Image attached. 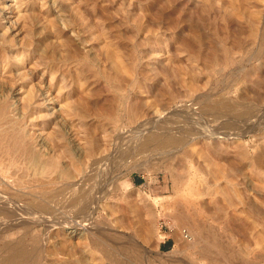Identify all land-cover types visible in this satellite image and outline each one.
Returning a JSON list of instances; mask_svg holds the SVG:
<instances>
[{
	"label": "rangeland",
	"instance_id": "obj_1",
	"mask_svg": "<svg viewBox=\"0 0 264 264\" xmlns=\"http://www.w3.org/2000/svg\"><path fill=\"white\" fill-rule=\"evenodd\" d=\"M1 106L12 123L0 120L10 134L0 142L27 135L42 162L2 143L0 199L13 202L8 217L37 216L27 246L48 262L75 264L98 239L123 264H264V0H0ZM158 119L177 121L189 143L128 154ZM91 173L88 212L39 191ZM40 200L53 210L40 214ZM47 218L91 230L47 235ZM90 251L87 264H112Z\"/></svg>",
	"mask_w": 264,
	"mask_h": 264
},
{
	"label": "bare ground",
	"instance_id": "obj_2",
	"mask_svg": "<svg viewBox=\"0 0 264 264\" xmlns=\"http://www.w3.org/2000/svg\"><path fill=\"white\" fill-rule=\"evenodd\" d=\"M4 66V65H3ZM12 67V66H11ZM20 72V71H18ZM21 93V92H20ZM20 95V94H19ZM57 97V96H56ZM51 99V98H50ZM54 99V98H52ZM59 99V98H58ZM58 99H54V100H58ZM20 101V104H21V107H23L22 109H24V115L26 118H28V120L32 121L33 117H34V105L32 104V98L27 95V92L26 94L25 93H21V98L19 99ZM57 102V101H56ZM55 102V103H56ZM59 105V103H58ZM65 106V105H64ZM63 105H60V108H64ZM205 106V105H204ZM210 106V105H209ZM227 106L229 107V105L227 104ZM233 106V105H231ZM245 106V105H244ZM2 107V106H1ZM54 108V107H53ZM218 108V107H217ZM226 108V107H225ZM224 108V109H225ZM233 108V107H232ZM208 109V108H207ZM219 109V108H218ZM223 109V110H224ZM229 109V108H228ZM231 109V108H230ZM6 110H7V107L6 106H3L2 108H0V120H4L6 121L5 123H9L11 124L12 122H10L9 118H8V115L6 113ZM245 110V109H244ZM221 111V110H220ZM247 111V110H246ZM234 112V111H233ZM61 113V112H60ZM223 113V112H222ZM68 114V112L66 113ZM219 114V113H217ZM246 114V113H245ZM11 115V114H10ZM63 115V114H62ZM69 115V114H68ZM209 117V116H208ZM168 119H171L172 118H168ZM218 120H220L219 118H217ZM159 120V119H158ZM155 121L154 125L151 124V128H149V130L147 131H150V134L149 135H144L146 133H144L143 135H140V136H136L134 139L135 142L132 141V144H130V146H126L128 147L129 149L127 150L128 154H132V156L134 155L133 153L135 154H140V153H143L145 150H149L153 147H156L158 149V151H160V154L162 153H167L168 155L169 154H173L175 153L177 150H179L180 148L184 147L187 142H188V139L186 138L187 135H184V133L181 132L180 129H183V126H179L178 122L177 121H173L171 123H169L168 121L165 120V122L160 119L159 121H163L162 123H158L159 121ZM3 122V121H2ZM75 122V121H74ZM234 122V121H233ZM16 123V122H15ZM31 123V122H30ZM230 123V122H229ZM48 124V123H47ZM237 124V123H236ZM234 123V125L232 126H235L236 125ZM226 125V124H225ZM228 125V123H227ZM42 126V125H41ZM46 126V124L44 125ZM48 126V125H47ZM46 126V127H47ZM31 127V126H30ZM150 127V126H148ZM0 128H1V124H0ZM187 128V127H185ZM21 129V128H20ZM46 128L45 127H42L40 130H41V134L43 135L44 139H48L50 137L51 134H48L45 130ZM75 130V133L77 134L78 132H76V129ZM186 130V129H185ZM200 130V129H199ZM197 130L195 132V134H197L199 137L202 136L203 132L200 133V131ZM146 131V132H147ZM143 132V131H142ZM185 132V131H184ZM74 133V134H75ZM75 134V136H77ZM148 134V132H147ZM6 136V135H10L8 133H0V138H2L3 136ZM4 136V137H5ZM16 136L17 138H12V139H9V136L8 138H5L7 141L5 142L4 141V138H3V141L0 142V146H2V143L3 145L6 144V146H2L3 149L7 150V151H11V152H16L17 153V149L20 148H24L25 151L24 152H27L31 155L35 153L36 154V149L33 150L34 145H32L33 142H31V139H29L27 137V135H14ZM183 136V137H182ZM185 136V137H184ZM197 136V137H198ZM204 137L206 136V134L203 135ZM52 137V135H51ZM50 137V138H51ZM134 137V136H133ZM193 137V136H192ZM196 137V136H195ZM194 137V138H195ZM54 138V137H53ZM78 139V138H77ZM80 139V138H79ZM193 139V138H192ZM55 140V139H54ZM57 141V140H56ZM80 143V142H79ZM189 143V142H188ZM155 149V148H154ZM1 150V149H0ZM3 150V151H5ZM19 150V149H18ZM23 149H21V152H22ZM55 150V149H54ZM52 150V151H54ZM58 150V149H57ZM152 150V149H151ZM20 151V150H19ZM43 151V150H42ZM163 151V152H161ZM10 153V152H8ZM7 152L6 153H2V154H5V155H9ZM15 153V154H16ZM20 153V152H19ZM18 153V154H19ZM56 153V152H55ZM11 154V153H10ZM14 154V155H15ZM17 154V155H18ZM23 153H21L22 155ZM34 154V156L32 157V155L30 157L32 161H38L37 163L39 162H42L41 159H39L36 155ZM149 154V153H148ZM153 154V153H152ZM13 155V154H11ZM21 155L20 156V159H21ZM26 155V154H24ZM28 155V154H27ZM26 155V156H27ZM148 156V155H147ZM8 159H10V155L7 156ZM13 157V156H12ZM11 157V159H12ZM56 157V156H55ZM139 157V156H138ZM22 158L25 160V158L27 157H23ZM52 158V156H51ZM2 159V158H1ZM19 159V158H18ZM18 159H14L15 162H18ZM20 159H19V162H20ZM22 159V160H23ZM3 160V159H2ZM43 160H46L43 159ZM50 160V159H49ZM47 160V162L49 161ZM10 161V160H9ZM8 161V162H9ZM13 161V160H12ZM30 161V159H29ZM28 161V163H29ZM51 161H53V159H51ZM73 161V160H72ZM11 162V161H10ZM9 162V163H10ZM31 162V161H30ZM46 162V161H44ZM43 162V163H44ZM46 162V163H47ZM45 163V164H46ZM55 163V161L53 162V164ZM1 164V163H0ZM17 164V163H15ZM44 164V165H45ZM49 163H47L48 165ZM51 164V163H50ZM49 164V165H50ZM57 164V163H56ZM72 164V163H71ZM13 165V164H12ZM38 165V164H37ZM43 164H41V167H42ZM43 165V167H44ZM96 165V163H95ZM95 165L93 167V169L95 170ZM39 166V165H38ZM51 166V165H50ZM1 167V166H0ZM40 167V168H41ZM49 167V166H48ZM19 168V167H18ZM79 169V168H78ZM77 170V169H76ZM93 170V171H94ZM78 171V170H77ZM76 171V172H77ZM79 172V171H78ZM94 174V173H93ZM23 175V174H22ZM72 176V175H71ZM78 177V175H76ZM81 176V175H80ZM53 178V177H52ZM71 178H74V177H71ZM92 178V173L91 174H87L83 177H81L79 180H63L60 177H57L56 178H53V180H48V182L46 183H41L40 184V189L38 190L40 192H44L45 190L43 189L44 187H49L50 188V191L48 190V188H45L46 190L48 191H45L49 193V196H48V203L50 204L52 201V203H56V202H60L61 204H63L64 206H77L79 210H86L88 208H91L92 205L93 207L95 206V203L97 202L96 200H94V198H91L90 201H87L86 197H88V194H87V190L85 189V184H86V181L87 180H91ZM77 179V178H76ZM18 180H14V182L17 183ZM41 182V181H40ZM1 183V182H0ZM18 183L21 185L22 184V181H18ZM16 184L18 185V189L20 188L19 184ZM24 183V182H23ZM39 184V183H37ZM23 185V184H22ZM21 185V186H22ZM31 185V184H30ZM42 185L44 187H42ZM4 188V187H3ZM33 188V187H32ZM35 188V187H34ZM28 189V188H27ZM20 190V189H19ZM36 191V190H35ZM21 194V192H19ZM105 194V193H104ZM103 194V195H104ZM2 195V194H1ZM13 195V194H12ZM39 195V194H38ZM101 195V196H103ZM10 196V195H9ZM7 198V197H6ZM5 197H1L0 199V216H4V222L0 223V264H44V262H46L48 260V257H49V253H47L46 251V254L43 252V247L42 249H38V248H29L27 246V241L30 239V236L32 235V232H33V227H36L34 226L35 224L39 223L38 219L36 220L35 217L37 216H34V218L32 217V214H30V216H26V217H23V216H19V217H8L11 213L10 210L12 211V208L14 209V206H12V201L10 199H6ZM12 199V198H11ZM29 200V199H28ZM95 202V203H94ZM34 203V202H33ZM11 204V206H10ZM34 207L38 210V212L41 214V213H44L43 211H52V207L51 205H48L46 202L40 200L38 203H34L33 204ZM27 207V206H26ZM56 207V206H55ZM61 207V206H60ZM96 207V206H95ZM94 207V208H95ZM54 208V207H53ZM18 209V208H17ZM62 209V208H61ZM99 209V208H97ZM29 209H27L28 211ZM91 210V209H90ZM21 211V210H20ZM19 211V212H20ZM58 211V210H56ZM89 211V209L87 210V212ZM94 211V210H92ZM95 212V211H94ZM23 213V212H22ZM25 213V212H24ZM23 213V214H24ZM38 213V214H39ZM50 213V212H49ZM92 213V212H91ZM9 214V215H8ZM12 214V213H11ZM18 214V213H17ZM21 215V214H20ZM27 215V214H26ZM29 215V214H28ZM36 215V214H34ZM15 216V215H14ZM45 216V215H44ZM47 216V215H46ZM48 217V216H47ZM53 218V217H52ZM59 218V217H58ZM68 218V217H67ZM70 218V217H69ZM92 218V217H91ZM57 218L55 219H46V222L45 223H41L44 228H45V233L47 234L48 231H50V229H52V227H54V225L56 224H60V225H68V229H71L72 233H74L73 236H76V235H84L83 233L87 231L90 232L89 228H88V225L86 223H84V219H81V220H70L69 222L65 220H63L64 222H58L56 220ZM66 219V218H64ZM92 220V219H91ZM43 221V220H42ZM92 222V221H91ZM65 223V224H64ZM87 225V226H86ZM23 230V234H20L18 238L16 239H7V237L9 236V234L11 235L13 232H16V231H19V230ZM107 229V228H106ZM109 229V228H108ZM112 229V228H111ZM110 230V229H109ZM108 230V231H109ZM106 231V230H105ZM112 231V230H111ZM111 231H109L111 233ZM118 231V230H117ZM50 233V232H49ZM95 233V232H94ZM117 233V232H116ZM115 233V234H116ZM44 234V233H43ZM108 234V233H107ZM121 234V233H120ZM48 235V234H47ZM90 235V233H89ZM93 235V234H91ZM110 235V234H109ZM125 235V234H124ZM44 236V235H43ZM95 236V234H94ZM93 236V237H94ZM46 237V235H45ZM117 237V236H116ZM47 238V237H46ZM127 238H130L129 236ZM96 239V238H95ZM44 240V239H43ZM47 240V239H45ZM41 241V240H40ZM107 241V240H106ZM82 244V243H81ZM121 244H124V242H122ZM119 244V245H121ZM127 244V243H126ZM42 245V244H41ZM125 245V244H124ZM128 246V245H127ZM86 249L83 250L80 254V256L77 258V261H75V264H87L88 261H89V258L87 256L88 255V252L90 251L91 248H97V249H100L102 252H104V254L108 257V259L110 260V263L112 264H123L122 261L120 260L119 257H117L116 254H114V250H113V253L110 251L111 248L109 243L108 244H105L104 241H101V240H91L90 241V245H86ZM132 248V247H131ZM82 249V248H80ZM45 251V250H44ZM91 252V251H90ZM89 252V253H90ZM120 253V252H119ZM49 254V255H48ZM93 256V255H92ZM59 258V257H58ZM56 258V259H58ZM91 258V257H90ZM55 259V261H56ZM69 259V258H68ZM92 259V258H91ZM59 260V259H58ZM57 260V261H58ZM50 261V259H49ZM54 261V260H53ZM52 261V262H53ZM48 262V261H47ZM60 262V261H58ZM90 262V261H89ZM48 263H51V262H48ZM92 263V262H91ZM95 263V262H94ZM53 264V263H51ZM55 264V263H54ZM70 264V263H69ZM125 264V263H124Z\"/></svg>",
	"mask_w": 264,
	"mask_h": 264
},
{
	"label": "built area",
	"instance_id": "obj_3",
	"mask_svg": "<svg viewBox=\"0 0 264 264\" xmlns=\"http://www.w3.org/2000/svg\"><path fill=\"white\" fill-rule=\"evenodd\" d=\"M183 236H184V238L189 239L190 238V233L187 230H184L183 231Z\"/></svg>",
	"mask_w": 264,
	"mask_h": 264
},
{
	"label": "crops",
	"instance_id": "obj_4",
	"mask_svg": "<svg viewBox=\"0 0 264 264\" xmlns=\"http://www.w3.org/2000/svg\"><path fill=\"white\" fill-rule=\"evenodd\" d=\"M165 247H167V248H168V247H169V245H167V246H165Z\"/></svg>",
	"mask_w": 264,
	"mask_h": 264
}]
</instances>
